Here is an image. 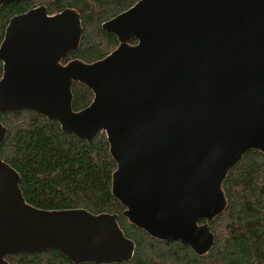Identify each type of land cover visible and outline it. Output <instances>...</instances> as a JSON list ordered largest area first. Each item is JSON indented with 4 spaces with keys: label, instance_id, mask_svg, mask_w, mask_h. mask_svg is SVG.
<instances>
[{
    "label": "water",
    "instance_id": "water-1",
    "mask_svg": "<svg viewBox=\"0 0 264 264\" xmlns=\"http://www.w3.org/2000/svg\"><path fill=\"white\" fill-rule=\"evenodd\" d=\"M103 30L120 41L107 57L63 64L80 47L77 11L39 6L12 17L0 46V116L34 110L87 141L104 131L124 216L203 256L227 206L229 171L248 151L264 153V0H139ZM75 82L94 93L80 111ZM6 136L0 120V264L51 249L76 264L133 258L117 214L29 204L1 156Z\"/></svg>",
    "mask_w": 264,
    "mask_h": 264
},
{
    "label": "trees",
    "instance_id": "trees-1",
    "mask_svg": "<svg viewBox=\"0 0 264 264\" xmlns=\"http://www.w3.org/2000/svg\"><path fill=\"white\" fill-rule=\"evenodd\" d=\"M138 1H16L0 8V46L12 17L39 6L51 15L71 8L80 15L83 34L79 49L62 63L76 59L94 63L120 45L115 34L103 30V23ZM3 72L0 60V79ZM72 90L75 111L91 104L94 93L87 85L75 82ZM0 120L7 128L1 156L19 172L26 201L46 210L82 208L94 214H117L121 228L136 244L133 258L119 264H264V153L260 150L245 153L229 171L223 182L226 209L210 223L214 246L200 256L181 241L152 237L124 216L126 207L113 193L117 162L104 131L92 141L82 140L34 110L8 111ZM7 260L11 264H76L56 249L9 255Z\"/></svg>",
    "mask_w": 264,
    "mask_h": 264
}]
</instances>
